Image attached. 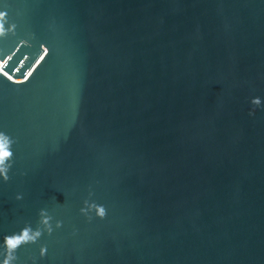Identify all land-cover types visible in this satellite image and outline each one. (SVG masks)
I'll return each instance as SVG.
<instances>
[{
    "label": "water",
    "instance_id": "95a60500",
    "mask_svg": "<svg viewBox=\"0 0 264 264\" xmlns=\"http://www.w3.org/2000/svg\"><path fill=\"white\" fill-rule=\"evenodd\" d=\"M0 11V242L53 227L16 264H264V0Z\"/></svg>",
    "mask_w": 264,
    "mask_h": 264
},
{
    "label": "clouds",
    "instance_id": "9594fccd",
    "mask_svg": "<svg viewBox=\"0 0 264 264\" xmlns=\"http://www.w3.org/2000/svg\"><path fill=\"white\" fill-rule=\"evenodd\" d=\"M6 15L7 14L5 11H0V35H3L6 31V29L4 28V24L2 22ZM13 27L14 25H9V29H12ZM24 44L25 41H20L17 46ZM42 46L44 45L42 44L41 47ZM45 52H47V48H45ZM251 102L255 105H259L261 101L259 97H253ZM9 144L10 141L8 137L4 133L0 132V177H2L4 181L9 180L8 171L9 168L11 167L9 161L12 158V152L9 148ZM21 198H22L21 194L18 193L16 195V199L19 200ZM84 205L85 207L80 208V212L84 214L89 220H91L92 218L88 216V213L93 210L95 212L96 217H99L101 219L105 217L106 209L103 205L97 204L95 202H89L88 200L84 201ZM39 216H40L39 223L44 226L43 231L39 227L33 229L29 225L21 228L18 233L13 232L12 234L5 235L3 237V240L0 243H2L5 249V255L4 258L0 260V264H16L18 260L16 251L21 245L28 243H35L41 237L42 232H47L48 234L52 233L53 227L49 223L52 217L48 214V212L45 209H40ZM61 224L62 222L60 220L55 221L56 228L61 227ZM46 252H47L46 247L44 245H41L39 248V255L43 257L46 254Z\"/></svg>",
    "mask_w": 264,
    "mask_h": 264
}]
</instances>
